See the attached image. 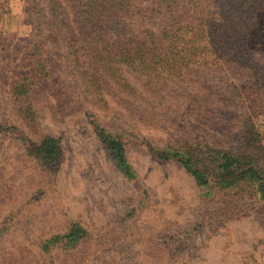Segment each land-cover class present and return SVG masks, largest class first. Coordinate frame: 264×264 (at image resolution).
<instances>
[{
  "label": "rangeland",
  "instance_id": "obj_1",
  "mask_svg": "<svg viewBox=\"0 0 264 264\" xmlns=\"http://www.w3.org/2000/svg\"><path fill=\"white\" fill-rule=\"evenodd\" d=\"M258 1L226 15L225 0H187L206 25L200 48L160 56L147 75L114 64L101 81L66 33L74 9L116 7V20L154 28L158 0H0V264H264L255 183H199L175 157L210 148L264 170V88L237 76L238 61L264 69ZM73 227L79 237L65 238Z\"/></svg>",
  "mask_w": 264,
  "mask_h": 264
},
{
  "label": "trees",
  "instance_id": "obj_2",
  "mask_svg": "<svg viewBox=\"0 0 264 264\" xmlns=\"http://www.w3.org/2000/svg\"><path fill=\"white\" fill-rule=\"evenodd\" d=\"M158 1L159 5L153 10L156 22L154 28H133L132 23L127 24L124 21H119L120 19L116 20L115 16L121 12L116 11V7H112V10L109 11L105 9V6L91 4L86 7L79 5L74 9V13L78 16L73 15L71 18L73 26L66 33L72 35L71 37L75 41L74 45L77 44L76 49L81 52V57L95 59L93 62L95 77L102 81L104 72L120 70L114 67V64L127 66L131 61L135 63L137 71L141 67L140 73L147 75V69L152 68L155 59L159 60L160 56L162 59H167L169 55L181 52L179 50L190 47L195 51L197 47L200 48L202 34L205 33L204 27L206 26L200 12L198 11L199 14L192 21L195 13L190 12L188 4H186L187 0ZM232 1L233 4L231 1L225 0L221 6L226 15L235 12V4L238 8H243L248 3H257L258 0L255 2L253 0ZM145 8L146 11L149 10L147 7ZM241 12L245 11L240 10L239 13ZM108 13H112L113 18ZM49 24L44 22L46 26ZM255 33L256 31H244L241 35L243 44L251 45L252 40L256 38ZM182 61L185 62L184 59ZM238 62L246 67L239 70L245 69L246 72L240 71L237 76L253 78L255 84L264 88V69L258 70L255 67L250 69L248 61ZM238 62L235 61V63ZM249 70L250 72H248ZM215 81L222 82L216 78ZM218 85L228 93H234L237 96L240 94L234 86L225 88L221 84ZM89 123L96 138L121 158L123 153L121 140L107 133L93 117L90 118ZM41 149L46 158L53 159L57 155L56 143L52 139L42 142ZM208 150H210L208 151L209 156H207L208 154L202 157L193 154L174 155L199 183L207 182L209 175H212L223 186L234 183V181L249 180L255 183L257 190L264 198V170L255 165L251 158L239 157L229 151L210 148ZM163 157L166 158V156ZM80 234L81 231L73 227L64 237L75 240Z\"/></svg>",
  "mask_w": 264,
  "mask_h": 264
}]
</instances>
